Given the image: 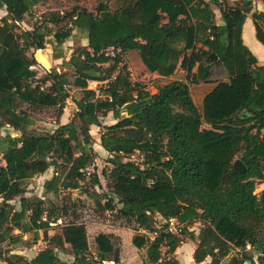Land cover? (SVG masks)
I'll return each instance as SVG.
<instances>
[{"label": "trees", "instance_id": "16d2710c", "mask_svg": "<svg viewBox=\"0 0 264 264\" xmlns=\"http://www.w3.org/2000/svg\"><path fill=\"white\" fill-rule=\"evenodd\" d=\"M39 1L0 0L6 11L0 18V127L19 133L0 136V264H119L112 234L96 236L94 256L85 224L76 216L61 221L64 205L24 196L25 181L49 167L54 172L43 182L44 193L81 188L90 195V186H101L96 171H89L95 169L91 125L100 129L99 143L108 153L102 207L132 225L131 242L144 249L143 264H180L174 251L184 234L196 239L194 264H264L258 239L264 235V189L258 197L252 193L264 178V65L241 37L252 0H119L114 10L99 0L94 12L75 6L20 29ZM251 19L264 45V12H252ZM65 20L68 26H58ZM74 29L87 44L73 49L62 67L72 71L82 94L73 100L71 119L59 123L68 97L65 72L38 76L30 51L45 48L50 34L60 46ZM129 50L147 72L167 78L183 69L186 80L166 81L151 93L121 64ZM211 54L216 59L207 62ZM213 66L227 80H215L199 110L189 84L208 81ZM89 81L100 83L97 92ZM43 111L57 125L38 132L31 127ZM109 112L115 121L102 123ZM134 153L139 161L131 159ZM235 158L244 172L232 170ZM16 197L19 209L11 203ZM169 218L181 225L177 232L168 229ZM194 223L200 225L196 234L188 229ZM52 226L58 230L48 234ZM39 230L44 247L30 257L11 252L9 245L25 243L23 234L32 233L34 243Z\"/></svg>", "mask_w": 264, "mask_h": 264}, {"label": "rangeland", "instance_id": "374dc122", "mask_svg": "<svg viewBox=\"0 0 264 264\" xmlns=\"http://www.w3.org/2000/svg\"><path fill=\"white\" fill-rule=\"evenodd\" d=\"M99 0H41L37 4H35L28 13L25 14L24 19L19 22L20 29L30 30L32 26L38 21L43 19V16L52 12L59 13L61 15L68 13L72 10L73 7L77 6L79 8H85L88 11L94 12ZM104 3L108 6L110 10H114L118 4L119 0H103ZM237 1H233V4ZM6 13L5 7L0 4V18L4 16ZM67 20L62 22L58 26H68ZM51 28L55 29L57 26H53L49 24ZM48 43L45 44V48L42 50H31L35 63L34 67L38 71V76L44 75L47 71H56V72H65V77L67 80V84L65 88L68 90V97L65 100V107L63 109V113L59 118V123L68 122L74 111L76 110V105L73 100L81 97V90L73 86V74L72 71L62 67V62L64 59H68L71 51L75 49L77 46L86 45L87 39L85 38V34L77 29L72 31L71 36L65 40V42L56 46L53 41V36L50 34L47 36ZM109 53L112 54L114 51L109 50ZM61 55L59 58H55L56 55ZM123 60L121 64L126 65L125 71L128 74V77L131 81H138L144 84L146 88L151 92H156V88L162 83L169 81L168 78L160 77L156 74H152L147 72L144 65L142 64L138 53L135 50H129L125 52L122 56ZM178 71V70H177ZM178 78H185V73L180 72L177 76ZM213 78H216V75H213ZM99 82L89 81L88 87L95 89L97 92V88L99 87ZM193 93L195 90L199 88L198 85L189 84ZM207 86L202 85L200 90L205 91ZM205 93V92H204ZM197 96L194 97V101H197ZM200 107V104H198ZM115 120L113 119L112 114L109 112L106 116L101 118V122L104 124L113 123ZM57 123H55L54 117L50 111H43L39 113L36 117L35 124L31 127L38 132H43L44 130H52L56 127ZM99 128L95 125L90 126V133L93 138V143L90 145L95 155V169L89 168V171L95 170L98 174L101 182V186H90L89 190H93L90 195L85 194L81 188L71 189L66 191L65 193H59L55 196L52 192L44 193L43 182L44 180L50 178L53 175V168L49 167L44 173L36 175L24 183L25 193L24 196L28 198H48L52 202L60 205H64L67 209V213L64 217L61 218V221H69L74 216L78 218V221L83 222L86 227V234L88 245L95 256L97 254V243L95 241L96 236L105 232L112 227H128L132 229V225L127 223L125 219H121L116 217L115 213L110 210H105L102 207V204L105 201V198L101 196L102 192H106L107 188L105 185V180L101 171L103 168H108L109 164L107 163L108 153L101 147L99 143ZM6 134H10L12 136L19 135L18 132L14 131L9 126L0 127V136H4ZM89 147V146H87ZM131 159L134 161L140 160V155L138 153H134L131 155ZM2 163V161H1ZM99 202V203H98ZM11 203L16 209L20 208L19 197L14 198ZM158 220L161 221V218L158 217ZM199 224L194 223L188 229L194 231L196 234L199 229ZM58 228L56 226H52V228L48 229V234H53L56 232ZM130 231V230H129ZM18 230H14L13 233H18ZM134 232V231H133ZM33 234L27 233L22 235V240L25 243H17L15 245H9L12 248L13 253L22 254L24 256L30 257L34 252L38 249H41L45 246V242L42 240V231H38V237H36L35 242L33 243ZM183 241H190L187 234L182 235ZM117 244H121V237H117ZM196 240H194L195 242ZM182 245V244H180ZM3 248H6V243L2 244ZM184 250L181 251L180 256L184 259L187 253L185 249V245L183 246ZM182 248V249H183ZM264 253V250H263ZM59 257L63 260L70 259L65 253L59 252ZM194 264V263H192Z\"/></svg>", "mask_w": 264, "mask_h": 264}, {"label": "crops", "instance_id": "0c3cea01", "mask_svg": "<svg viewBox=\"0 0 264 264\" xmlns=\"http://www.w3.org/2000/svg\"><path fill=\"white\" fill-rule=\"evenodd\" d=\"M205 1L210 2L211 0H205ZM233 1H238V0H228L229 4H233ZM251 6H252L251 13L258 12V11L264 12V2H262L261 0H252ZM211 7L215 14V22L217 24H221L222 21H221L220 12L218 8L214 4H211ZM251 13H248L246 15V18L243 22L242 29H241V37H242L243 43L256 56L258 63L261 65H264V45L261 44L255 37V30H254V25L251 19ZM180 72L185 73L183 69H179L178 72L173 73L167 78L169 80L178 79V80L185 81L186 78L182 79V78L177 77ZM213 75H216V78H213ZM216 79L217 80H227V76L225 75L221 67L213 66L212 75L208 81H201L198 84H192V85L199 86V88L195 90V93L192 92L191 87L189 86V90H190V94L193 99V102L195 103V105L197 106L199 110H201L203 97L205 96L206 93H208L213 88V86L215 85ZM202 85L207 86V89L205 91L200 90ZM195 96L198 97L197 101H194ZM198 104H200V107L198 106ZM101 233H107V234L113 235L115 247L118 248L119 264H143V257H144L145 251L144 249H138L135 246H133L131 242L133 230L131 231V229H129L128 227H112L111 229L105 232H101ZM118 236L121 237V244L119 243V245L117 244L118 240H116ZM189 240L190 241H182L181 242L182 245H179L174 251V255L179 260L180 264L194 263L192 253L196 245V241L194 242V240L196 239L189 238ZM184 245H185V249L187 253L185 255V258L183 259L180 256V253L181 251L184 250L183 248ZM97 264H114V262L110 259L108 260L106 259V260H102L101 262ZM245 264H248V263H245Z\"/></svg>", "mask_w": 264, "mask_h": 264}, {"label": "built area", "instance_id": "2783aa9c", "mask_svg": "<svg viewBox=\"0 0 264 264\" xmlns=\"http://www.w3.org/2000/svg\"><path fill=\"white\" fill-rule=\"evenodd\" d=\"M109 50H112L111 48H109ZM111 54V53H110ZM113 55V52L112 54ZM264 189V178L260 179V180H257L255 182V186H254V189H253V195H255L256 197L259 196L261 190ZM168 223H169V230L170 231H173V232H177L179 230V227H181V225H179L176 221L175 218H169L168 219ZM264 254V253H263Z\"/></svg>", "mask_w": 264, "mask_h": 264}, {"label": "water", "instance_id": "95a60500", "mask_svg": "<svg viewBox=\"0 0 264 264\" xmlns=\"http://www.w3.org/2000/svg\"><path fill=\"white\" fill-rule=\"evenodd\" d=\"M216 56L215 54H211L209 55V57L207 58V62H211L212 60H215ZM246 169L245 164L239 159V158H235L232 162V170L238 173H242L244 172ZM261 242L264 243V235H261L258 238Z\"/></svg>", "mask_w": 264, "mask_h": 264}]
</instances>
